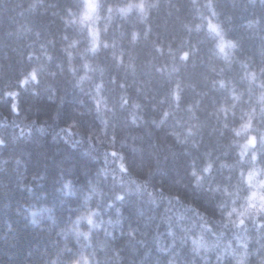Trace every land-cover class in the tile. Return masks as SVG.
<instances>
[{
    "label": "trees",
    "instance_id": "obj_1",
    "mask_svg": "<svg viewBox=\"0 0 264 264\" xmlns=\"http://www.w3.org/2000/svg\"><path fill=\"white\" fill-rule=\"evenodd\" d=\"M88 1L0 0V264H264V0Z\"/></svg>",
    "mask_w": 264,
    "mask_h": 264
},
{
    "label": "rangeland",
    "instance_id": "obj_2",
    "mask_svg": "<svg viewBox=\"0 0 264 264\" xmlns=\"http://www.w3.org/2000/svg\"><path fill=\"white\" fill-rule=\"evenodd\" d=\"M92 3H93L92 0H89V1H88V4H92ZM248 149H249V148H247L246 150H244V149H243V150H244V151H247ZM263 184H264V183H260L261 186H262Z\"/></svg>",
    "mask_w": 264,
    "mask_h": 264
}]
</instances>
